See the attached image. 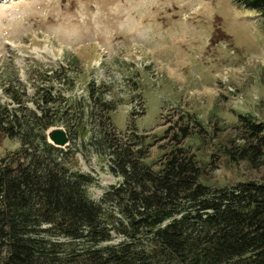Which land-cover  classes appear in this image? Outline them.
Instances as JSON below:
<instances>
[{
    "label": "rangeland",
    "instance_id": "374dc122",
    "mask_svg": "<svg viewBox=\"0 0 264 264\" xmlns=\"http://www.w3.org/2000/svg\"><path fill=\"white\" fill-rule=\"evenodd\" d=\"M50 81L62 106L86 109L87 134L69 145L78 149L77 168L96 180L95 201L122 181L105 133L114 145L147 148L142 163L158 170L170 147L166 131L188 126L194 135L184 144L209 185L264 182V166L231 162L225 150L240 138L239 115L264 122V6L257 0H0L1 101L12 103L4 88L13 83L33 109L36 87ZM104 103L114 110L104 112ZM134 133L149 138L136 144ZM19 145L1 140L0 158Z\"/></svg>",
    "mask_w": 264,
    "mask_h": 264
},
{
    "label": "trees",
    "instance_id": "16d2710c",
    "mask_svg": "<svg viewBox=\"0 0 264 264\" xmlns=\"http://www.w3.org/2000/svg\"><path fill=\"white\" fill-rule=\"evenodd\" d=\"M4 93L12 103L0 99V141L20 145L0 158V264H264V182L209 185L184 144L194 135L188 126L166 131L158 170L142 163L147 148L134 152L103 134L122 181L95 201L96 180L77 168L78 149L56 147L47 134L63 124L70 140L86 136V109L62 106L52 81L36 87L33 109L13 83ZM236 128L228 159L264 166V122L239 115ZM134 136L136 144L149 138Z\"/></svg>",
    "mask_w": 264,
    "mask_h": 264
},
{
    "label": "water",
    "instance_id": "95a60500",
    "mask_svg": "<svg viewBox=\"0 0 264 264\" xmlns=\"http://www.w3.org/2000/svg\"><path fill=\"white\" fill-rule=\"evenodd\" d=\"M48 141L54 146L65 148L69 145L70 139L67 131L62 127H53L48 131Z\"/></svg>",
    "mask_w": 264,
    "mask_h": 264
}]
</instances>
